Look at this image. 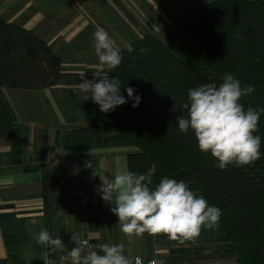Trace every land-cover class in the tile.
Listing matches in <instances>:
<instances>
[{"label":"crops","instance_id":"obj_1","mask_svg":"<svg viewBox=\"0 0 264 264\" xmlns=\"http://www.w3.org/2000/svg\"><path fill=\"white\" fill-rule=\"evenodd\" d=\"M213 1L0 0L2 18L45 41L59 57L62 72L59 82L46 89H3L17 120L10 131L0 133V264L58 260L36 243L41 229L62 238L68 250L75 247L72 233H78L94 245L122 243L126 255L164 264H238L234 252L215 249L224 238L220 224L204 228L195 243L184 245L163 234L125 237L120 232L118 217L110 211L113 205L101 199L97 187L103 183L99 175L111 179L116 170H128V154L137 151L129 143L94 144L90 149L95 155L90 149L71 157L49 151L56 131L101 123L99 105L70 91L73 82H81L80 73L93 79L99 63L97 28L107 31L120 50L133 38L152 35L165 45L181 43L194 52L175 23ZM86 161L93 167H86Z\"/></svg>","mask_w":264,"mask_h":264},{"label":"trees","instance_id":"obj_2","mask_svg":"<svg viewBox=\"0 0 264 264\" xmlns=\"http://www.w3.org/2000/svg\"><path fill=\"white\" fill-rule=\"evenodd\" d=\"M175 26L193 43L194 52L152 35L131 39L135 51L129 53V45L121 49L122 62L109 74L119 77L128 102L103 113L99 125L56 131L49 151L71 157L94 144L129 143L137 151L128 154V170L150 175V187L165 176L183 180L221 210L224 238L215 249L234 252L238 264H264V113L256 133L262 139L261 159L221 170L210 153L199 150L191 130L179 132L175 118L180 112L172 111L186 101L189 88L218 86L229 73L242 87L255 89L241 99L245 108L264 107V0H214ZM61 76V62L51 47L0 15V133L10 131L17 120L4 88L42 90L55 86ZM128 87L141 97L135 108Z\"/></svg>","mask_w":264,"mask_h":264},{"label":"clouds","instance_id":"obj_3","mask_svg":"<svg viewBox=\"0 0 264 264\" xmlns=\"http://www.w3.org/2000/svg\"><path fill=\"white\" fill-rule=\"evenodd\" d=\"M94 51L99 63L93 71V79H86L85 72L80 73L81 82H73L70 91L82 101L91 99L99 105L101 112L107 113L128 102L121 94L119 77L108 76L120 66L123 57L120 48L103 28L94 32ZM127 51L132 53L135 49L129 45ZM147 51L140 49L143 54ZM125 91L134 101L132 107H137L140 95H134L132 87ZM254 91L251 85L242 87L241 81L229 73L223 76L218 86L206 83L189 88L186 101L178 106L175 104L172 109L180 112L175 118L179 132L191 130L199 150L210 153L221 170H226L229 165H251L262 157V139L256 133L264 107L245 108L241 103L244 96ZM89 151L95 155L93 150ZM85 166L93 167L87 161ZM93 175L98 174L93 172ZM99 177L103 183L97 191L106 204L113 205L110 211L118 217L119 230L125 237L163 234L170 241L184 245L195 243L204 228L219 227L221 210L210 206L203 195L195 193L183 180L165 176L150 187L153 183L150 175L127 169L116 170L111 179ZM34 239L50 257L53 254L59 257L58 260L45 261V264H140L139 257L125 254L122 243L93 245L80 234L72 233L75 247L68 250L62 238L46 229H41Z\"/></svg>","mask_w":264,"mask_h":264},{"label":"built area","instance_id":"obj_4","mask_svg":"<svg viewBox=\"0 0 264 264\" xmlns=\"http://www.w3.org/2000/svg\"><path fill=\"white\" fill-rule=\"evenodd\" d=\"M1 202V199H0ZM90 244H93L91 242H89ZM94 245V244H93ZM140 259V264H164L162 261L158 260V259H149V260H144L143 258L139 257Z\"/></svg>","mask_w":264,"mask_h":264}]
</instances>
